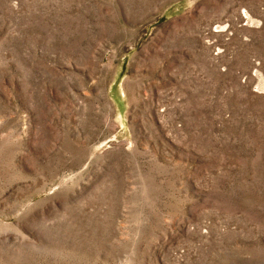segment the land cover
I'll list each match as a JSON object with an SVG mask.
<instances>
[{"label":"rangeland","instance_id":"1","mask_svg":"<svg viewBox=\"0 0 264 264\" xmlns=\"http://www.w3.org/2000/svg\"><path fill=\"white\" fill-rule=\"evenodd\" d=\"M264 0H0V264H264Z\"/></svg>","mask_w":264,"mask_h":264},{"label":"bare ground","instance_id":"2","mask_svg":"<svg viewBox=\"0 0 264 264\" xmlns=\"http://www.w3.org/2000/svg\"><path fill=\"white\" fill-rule=\"evenodd\" d=\"M261 85H262V88L264 89V83H262Z\"/></svg>","mask_w":264,"mask_h":264}]
</instances>
